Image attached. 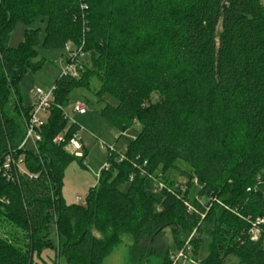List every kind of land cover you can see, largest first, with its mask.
Returning <instances> with one entry per match:
<instances>
[{
  "label": "trees",
  "instance_id": "trees-1",
  "mask_svg": "<svg viewBox=\"0 0 264 264\" xmlns=\"http://www.w3.org/2000/svg\"><path fill=\"white\" fill-rule=\"evenodd\" d=\"M37 19L45 24L42 38L39 28H27L23 41L9 46L16 21ZM39 42L46 49L82 45L90 67L54 80L37 151L17 152L34 177L9 181L0 171V196L8 200L0 203V218L18 230L0 236V264H31L49 248L43 239L53 227L67 264H103L124 233L133 240L130 261L141 264L166 227L176 249L192 230L213 236L202 264L230 256L236 264H264L261 0H0V161L24 137L32 105H22L19 82L43 65ZM77 88L97 102L116 101L98 113L118 138L134 125L138 131L123 151L108 153L110 167L101 169L83 202L69 205L61 196L63 169L75 156L53 139L65 128L67 139L77 132L62 109ZM166 169L185 181L166 178L167 190L147 192L146 177ZM258 220L259 236L251 240ZM191 244L195 252L198 240ZM168 254L164 249L161 264H168Z\"/></svg>",
  "mask_w": 264,
  "mask_h": 264
},
{
  "label": "rangeland",
  "instance_id": "rangeland-1",
  "mask_svg": "<svg viewBox=\"0 0 264 264\" xmlns=\"http://www.w3.org/2000/svg\"><path fill=\"white\" fill-rule=\"evenodd\" d=\"M264 5V0H261ZM44 21L41 19L35 20L30 25L23 23L22 21H16L11 28L9 46L16 47L24 39V33L27 28H39L40 38H42L44 32ZM38 57L44 59L43 65L35 72L28 71L19 82V95L24 107H30L36 97L35 89L40 88L44 92L50 91L53 86L54 80L61 74V63H59L60 56H63L64 49H46L42 46L41 42L36 46ZM63 54V55H62ZM89 53H85V56L80 60L79 66L74 72V77L81 76L87 68L90 67ZM94 84V81H92ZM83 99L88 103V111L85 114H78L72 110V105L75 100ZM97 98L93 93L84 88H77L73 90L68 98L67 104L64 106V112L68 117V125L74 123L77 126V138L83 144V151L85 150L84 159L71 158L63 169V180L61 188V196L66 204H79L83 201L89 190L93 188L97 183V178L101 169L106 164V157L110 152L108 146H114L115 150L123 151L126 143L130 138L135 136L138 131V126L134 125L127 130L120 138L119 132L111 127L109 123L98 113L99 109L104 106L106 102L115 104L116 101L108 96L104 97L101 102L96 101ZM176 165L182 169L190 170L183 162L177 161ZM173 179L177 182H184L185 178L182 177L179 172L174 169H166L164 172L157 170L155 176L148 175L145 180V188L149 193L157 194L160 191L154 192L156 183L162 182L164 189L167 190V186L163 180ZM162 180V181H161ZM127 183L121 185V189H125ZM197 187L193 184L190 190L189 197L194 198L196 196ZM92 233L103 238L100 231L94 227L91 228ZM17 229L9 221L0 218V236H8V234H16ZM118 236V235H117ZM182 239H197L198 246L195 252H192V259L197 263L202 261L210 254L213 236L207 234L205 231L201 233L192 230L184 236H180ZM44 242H48L49 248H45L39 255L34 254L31 264H67L63 256L58 255L56 244V231L53 227L49 235L43 239ZM117 244L111 248L108 254L103 260V264H132L129 259V251L133 245V240L130 235L124 233L118 236ZM153 248V252L149 256H145L142 259L141 264H161L163 258L164 249L175 251V245L173 242V234L171 228L166 227L155 238L149 249ZM193 248V245H192ZM237 260L233 256L224 259L222 264H236ZM194 264V263H187Z\"/></svg>",
  "mask_w": 264,
  "mask_h": 264
},
{
  "label": "built area",
  "instance_id": "built-area-1",
  "mask_svg": "<svg viewBox=\"0 0 264 264\" xmlns=\"http://www.w3.org/2000/svg\"><path fill=\"white\" fill-rule=\"evenodd\" d=\"M64 53L63 56H60L59 63H61L62 69L60 75H69V76H76L74 72L76 68L79 66L80 60L85 56V52L82 50V45H71V43H66L63 47ZM53 89L54 86L50 89V91L44 92L40 88L35 89V101L32 104V108L29 111L28 116L24 120V137L18 147L16 148V152L13 151L6 155L4 159L0 161V171H3L5 178L9 181L17 178L19 175H26L28 178L34 177V175L29 172L25 166L24 162V154L17 153L20 150L24 149H32L37 151L38 142L41 139L40 136V126L46 120L49 108L51 105V101L53 100ZM60 108V107H59ZM63 113L64 112V107ZM72 110L78 114H85L88 111V103L83 99L75 100L72 105ZM67 117V114H65ZM68 118V117H67ZM67 128H65L62 132H60L53 141L56 144H63L64 149L68 151L70 154L75 156L79 159H84V151H83V144L77 138L76 132L73 133L71 137L68 139L66 138ZM110 152L116 151L114 146L107 147ZM123 156L120 155L118 161H121ZM110 167V163L106 162L102 169H108ZM132 176L129 178L131 181ZM164 189V185L162 182L158 181L156 183V187L154 192L161 191ZM8 200L3 196H0V203H7ZM83 202V201H82ZM190 209V207H188ZM263 220H258L256 224H253L250 228L251 233V240H257L259 236V229L256 226L257 223L262 222ZM192 244L191 240L187 239L184 241L181 246L175 251H170L168 254V264H187V263H194L198 264L192 259Z\"/></svg>",
  "mask_w": 264,
  "mask_h": 264
}]
</instances>
